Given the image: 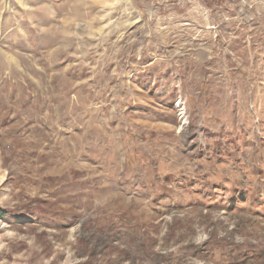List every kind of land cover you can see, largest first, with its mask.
Returning a JSON list of instances; mask_svg holds the SVG:
<instances>
[{"label": "rangeland", "instance_id": "obj_1", "mask_svg": "<svg viewBox=\"0 0 264 264\" xmlns=\"http://www.w3.org/2000/svg\"><path fill=\"white\" fill-rule=\"evenodd\" d=\"M0 264H264V0H0Z\"/></svg>", "mask_w": 264, "mask_h": 264}]
</instances>
